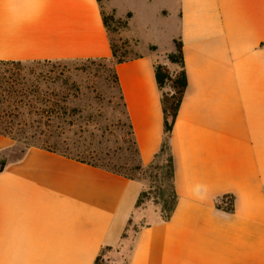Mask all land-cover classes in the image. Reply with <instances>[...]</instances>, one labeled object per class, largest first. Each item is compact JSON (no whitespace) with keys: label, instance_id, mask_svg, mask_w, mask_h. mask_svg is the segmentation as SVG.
Returning <instances> with one entry per match:
<instances>
[{"label":"crops","instance_id":"0c3cea01","mask_svg":"<svg viewBox=\"0 0 264 264\" xmlns=\"http://www.w3.org/2000/svg\"><path fill=\"white\" fill-rule=\"evenodd\" d=\"M0 0V61L110 60L104 13L144 49L115 65L144 167L166 138L155 65L181 41L187 89L168 135L177 197L164 220L144 183L29 148L0 168V264H264V0ZM171 34V49L139 30ZM13 140L0 135V156ZM233 197L234 212L217 208ZM145 222L143 226H140ZM138 225V230L133 227ZM131 227V228H129Z\"/></svg>","mask_w":264,"mask_h":264},{"label":"rangeland","instance_id":"374dc122","mask_svg":"<svg viewBox=\"0 0 264 264\" xmlns=\"http://www.w3.org/2000/svg\"><path fill=\"white\" fill-rule=\"evenodd\" d=\"M118 2L120 11L130 3ZM107 11V2L102 0ZM164 0H153V9L163 7ZM169 3H172L169 0ZM111 23L109 37L119 51L118 58H134L144 49L138 40L128 36L129 19ZM165 33L139 30L143 41L155 40L159 48L167 51L172 47L170 40L176 27ZM176 41V40H175ZM115 59L85 60L72 62L37 61L22 63L19 66L0 65V93L7 87L6 81L12 82L16 75L28 83H38L43 90L47 88L64 91L69 94L67 105L69 114L55 119L52 127L44 129L36 143L47 149L65 153L72 158L101 165L117 171L131 179L144 183L140 196L143 210L158 211L164 217L174 203L172 182L169 168V151H164L150 166L144 167L136 153V146L131 135L129 120L120 99V92L115 83ZM170 69L180 71L178 64H170ZM63 79L69 80L67 88L61 85ZM76 86L72 88V84ZM74 85V84H73ZM77 87V88H76ZM165 91H169L168 88ZM32 98V97H31ZM35 101V100H34ZM72 110V111H71ZM6 125L0 117V126ZM14 131H16L14 129ZM13 146L0 156L1 163L19 159L23 150H28L24 141L13 133ZM144 193V194H142ZM142 222L140 226H143ZM131 228V227H129ZM138 230L139 226L133 227ZM104 249L102 256L107 254ZM101 256L99 264H107Z\"/></svg>","mask_w":264,"mask_h":264},{"label":"trees","instance_id":"16d2710c","mask_svg":"<svg viewBox=\"0 0 264 264\" xmlns=\"http://www.w3.org/2000/svg\"><path fill=\"white\" fill-rule=\"evenodd\" d=\"M104 22L108 31L110 32L111 23L113 22H122L121 19L116 18L113 14L104 13ZM131 17L130 14L127 15L129 19ZM128 23H124V25ZM112 47V58L116 60L115 65L124 63L132 58L124 59L122 57L118 58L119 51L115 48L114 44L111 42ZM167 59L170 64H178L181 67L180 71L171 70L168 65L157 63L155 65V76L157 85L161 91V104L164 115V131L167 135L160 154L157 158L166 150L169 151V168H170V177L172 182V190L174 196V203L170 209V211L163 217L164 220H168L171 213L173 212L174 205L176 202V195L173 188V178H174V167L173 161L170 151V144L168 135L172 132L174 128V124L182 104L183 97L185 95L187 89V76L184 67V59H183V51L181 41H175V51L170 53L167 56ZM105 60V59H103ZM22 64L21 62H5L0 61V65H13L19 66ZM12 82L6 81L7 87L1 89L0 93V117L3 116L5 118L6 125L0 126V135L9 137L12 140H16L17 138L13 137V133H16V136L20 138L19 141H24V144L27 148L37 147L44 150L52 151L55 153H59L63 156L72 158L65 153H60L53 149H47L42 145H38L36 142L40 140L39 136H46L44 134V129H49L52 127V122L55 119L64 118L69 114V107L67 105L69 94L64 91H56L55 89L47 88V90L41 89L38 83L30 82L28 83L19 75L15 76ZM115 83L118 84L117 73L115 72ZM74 84V85H73ZM72 84V88L75 83ZM61 85L65 88L69 85L68 79H63ZM77 88V87H76ZM168 88L169 91H165ZM32 97V98H31ZM120 99H122L120 95ZM35 100V101H34ZM123 107L125 108L124 103L122 102ZM72 111V110H71ZM131 135L133 137L132 127L129 124ZM14 129L16 131H14ZM134 140V137H133ZM134 145L136 146V142L134 141ZM26 150H23L24 154ZM136 153H138V149L136 146ZM76 159V158H72ZM83 163H87L94 167H100L111 171L116 174L123 175L118 173L117 171L109 170L101 165L93 164L86 162L84 160H79ZM6 165V162H2L0 168L2 169ZM127 177L126 175H123ZM129 178V177H127ZM131 179V178H130ZM144 194V193H142ZM142 204V198L139 197L137 201V207H140ZM217 208L219 210H223L227 213L234 212V199L233 197H224L217 201ZM105 250H108L106 248ZM104 253V249L101 252V255L97 258L96 264H99L101 256Z\"/></svg>","mask_w":264,"mask_h":264}]
</instances>
